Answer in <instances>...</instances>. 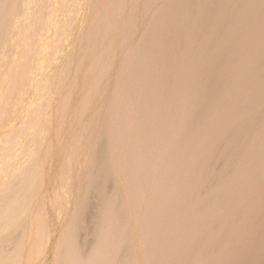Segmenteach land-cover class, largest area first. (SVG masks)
<instances>
[{"label":"bare ground","instance_id":"1","mask_svg":"<svg viewBox=\"0 0 264 264\" xmlns=\"http://www.w3.org/2000/svg\"><path fill=\"white\" fill-rule=\"evenodd\" d=\"M0 264H264V0H0Z\"/></svg>","mask_w":264,"mask_h":264}]
</instances>
